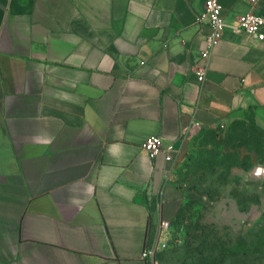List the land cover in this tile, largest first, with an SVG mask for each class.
<instances>
[{
  "label": "crops",
  "instance_id": "0c3cea01",
  "mask_svg": "<svg viewBox=\"0 0 264 264\" xmlns=\"http://www.w3.org/2000/svg\"><path fill=\"white\" fill-rule=\"evenodd\" d=\"M220 1L228 25L264 9ZM203 12L204 0H0V264H151L189 137L246 121L264 134V39L227 27L199 84Z\"/></svg>",
  "mask_w": 264,
  "mask_h": 264
},
{
  "label": "rangeland",
  "instance_id": "374dc122",
  "mask_svg": "<svg viewBox=\"0 0 264 264\" xmlns=\"http://www.w3.org/2000/svg\"><path fill=\"white\" fill-rule=\"evenodd\" d=\"M167 182L180 208L151 228V264H264V134L250 121L196 131Z\"/></svg>",
  "mask_w": 264,
  "mask_h": 264
},
{
  "label": "built area",
  "instance_id": "2783aa9c",
  "mask_svg": "<svg viewBox=\"0 0 264 264\" xmlns=\"http://www.w3.org/2000/svg\"><path fill=\"white\" fill-rule=\"evenodd\" d=\"M256 2L251 4V8L243 13L233 14L234 22L228 25L227 16L220 0H204V12L198 17V22L210 32L206 34L203 41L206 46L201 52V60L205 63L195 71L197 81L203 84L207 75V62L211 56L212 47L220 41L227 27H230L234 33H248L256 36L258 39H264V9L258 8ZM144 148L154 157L161 151L162 143L157 137H151L147 140ZM170 227L169 221H162L161 228L167 230ZM152 252L149 247V240L145 247L144 256L150 258Z\"/></svg>",
  "mask_w": 264,
  "mask_h": 264
},
{
  "label": "trees",
  "instance_id": "16d2710c",
  "mask_svg": "<svg viewBox=\"0 0 264 264\" xmlns=\"http://www.w3.org/2000/svg\"><path fill=\"white\" fill-rule=\"evenodd\" d=\"M236 124H245V122H242V123H236ZM236 124H234V125H236ZM253 125V124H252ZM254 126V125H253ZM254 128H255V126H254ZM257 129V128H256ZM258 130V129H257ZM259 131V130H258ZM262 133V132H261ZM152 209H153V211L154 210H156V207L155 206H153L152 207ZM172 221V220H171ZM171 221H170V224H171Z\"/></svg>",
  "mask_w": 264,
  "mask_h": 264
}]
</instances>
